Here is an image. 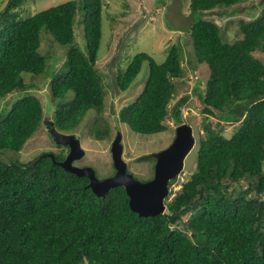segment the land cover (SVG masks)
Here are the masks:
<instances>
[{"label":"trees","instance_id":"obj_1","mask_svg":"<svg viewBox=\"0 0 264 264\" xmlns=\"http://www.w3.org/2000/svg\"><path fill=\"white\" fill-rule=\"evenodd\" d=\"M238 1L189 0L186 31L192 57L184 60L174 43L160 63L136 53L116 69L118 80L110 86L116 93L126 91L146 64L143 88L119 109L118 123L136 134H158L169 123L182 124L188 95L173 99L176 84L187 73L185 61L192 70L207 71L191 89L203 113L217 112L233 124L229 137L220 122L202 125L195 169L172 197L179 176L168 181L165 210L138 216L129 208L123 186L96 196L87 177L61 166L69 153L66 143L53 142L58 151H43L27 161L3 154L0 264H264V63L253 56L264 52V1L253 21H240L239 40H225L213 18L237 11L230 7ZM31 3L0 0V100H7L0 105V153H19L42 123V105L28 94L36 86L25 84L23 74L50 78V101L56 107L52 122L63 133L76 131L87 112L100 113L104 105L102 75L110 71L109 63L102 70L98 65L104 11L117 19L109 14L108 1L70 0L33 14L26 6ZM80 9L84 49L74 44ZM112 26L108 30L114 32ZM43 28L68 48L65 69L53 75L45 73L47 62L38 52ZM69 94L72 98L63 102ZM92 126L96 139L108 137L107 124L96 120ZM145 160L155 157L137 158Z\"/></svg>","mask_w":264,"mask_h":264},{"label":"rangeland","instance_id":"obj_2","mask_svg":"<svg viewBox=\"0 0 264 264\" xmlns=\"http://www.w3.org/2000/svg\"><path fill=\"white\" fill-rule=\"evenodd\" d=\"M29 1L32 3L26 4V6L28 9H32L29 13L33 14V11L37 12L70 0ZM105 1L109 3V14L116 16L117 19L108 17L104 11L102 17V48L98 65L102 70L109 63L110 71H106L102 75L106 87L103 88L104 105L101 112H87L76 131L73 133H63L52 122L56 107L50 101L51 95L48 83L50 78L46 77L45 74L35 77L30 74H23L22 77L24 78L25 84L36 86V88L29 89L28 94H32L38 98L42 105L44 116L40 128L25 143L19 153L6 152L0 153V155L7 154L8 157H6L8 160H31L40 152L47 150L58 151L59 147L55 146L53 142H60L66 138V141L69 142L68 156L73 158L71 161L72 166L79 168L83 166L91 167L94 169L96 177L100 179L111 177L114 173L111 149L114 147L118 152V158L125 164L126 170L132 173L136 179L149 180L152 178L154 160L139 162L137 158L145 154L158 153L167 148L174 138L176 127L173 123H169L165 131L146 136L133 133L127 125L118 123L117 114L119 109L127 103L132 102L143 88L148 73L146 64L142 65L140 74L126 91L116 93L110 86L115 85L118 80L116 69L124 67L136 53L145 52L152 56L157 63H160L166 55L168 46L174 43L181 48L184 60L188 56L192 57L191 39L186 31L191 22L190 13H188L190 11L189 0ZM263 1L240 0L230 7V11L232 9L237 10L230 16L221 17L220 15L213 17L219 25L220 35L225 36V39L228 37L233 41L240 39L241 34L238 31V22L240 20H254L259 10L263 7ZM145 10L146 13L144 14ZM216 11L215 9L214 12ZM137 13H140L141 16H137ZM82 14V9L77 11L74 24V44L84 49L85 41L81 23ZM109 24H112V27L115 26L114 32L113 30H108L110 28ZM178 29H183L180 35ZM120 36H125L126 39L121 42L118 40ZM166 38L167 41H165ZM116 45L119 48L117 52L115 50ZM38 52L47 62L45 71L47 75H53L52 72L65 69L68 48L58 45L45 28L40 32V48ZM253 56L264 63V52H253ZM111 57H114L112 61L110 60ZM182 65L187 70V73L176 84L173 101L178 99L183 100L188 95L183 101L182 111L184 117L182 119L184 123L191 126L196 144L198 134H203L201 130L204 123L217 124L216 122H220L218 125L223 128V135L229 137L233 129V124L220 119L217 112L211 116H207L203 113L200 103L196 101V96L191 93L194 80L197 77V80L203 79L207 75V71L203 67H196L192 70L185 61ZM203 86L199 85L201 92H203ZM71 98L72 94H69L63 99V102L67 103ZM5 101L7 100H0V105ZM7 112L8 110H6L5 114ZM96 120L103 125L107 124L109 127L108 137L103 140L96 139L90 132L95 127L92 125ZM59 137H63V139H59ZM196 148L197 145L191 148L185 157L183 171L179 174L178 181L172 185L171 196L179 188V183L186 180L195 169Z\"/></svg>","mask_w":264,"mask_h":264},{"label":"water","instance_id":"obj_3","mask_svg":"<svg viewBox=\"0 0 264 264\" xmlns=\"http://www.w3.org/2000/svg\"><path fill=\"white\" fill-rule=\"evenodd\" d=\"M63 139V137H59ZM64 138L57 143L67 144ZM195 139L192 128L188 124H181L175 128V135L171 144L154 154L155 165L153 178L145 183L135 179L126 171L125 164L118 158L116 148L111 149L114 174L105 179H98L91 167H75L71 165L72 157L68 156L61 163L67 171L78 176H85L89 180L92 192L103 197L108 189L123 186L128 196L129 208L138 216L148 217L162 213L165 210L164 200L167 195V183L174 178L183 168V161L191 148L194 147Z\"/></svg>","mask_w":264,"mask_h":264},{"label":"clouds","instance_id":"obj_4","mask_svg":"<svg viewBox=\"0 0 264 264\" xmlns=\"http://www.w3.org/2000/svg\"><path fill=\"white\" fill-rule=\"evenodd\" d=\"M145 14V13H144ZM232 13H230L229 15H221V17L222 16H226V17H228V16H230ZM240 21H244V20H240ZM240 21L238 22V31H239V33L241 34V38L243 37V33H241L240 32V25H241V23H240ZM251 21H253V20H251ZM244 22H250V21H244ZM217 24V23H216ZM218 25V24H217ZM218 27H219V25H218ZM240 38V39H241ZM225 40H230L228 37H226V39ZM239 40V39H238ZM231 41V40H230ZM184 117V115H183V111H182V118ZM182 124H186V123H184L183 122V119H182ZM181 125V124H180ZM179 126V125H178ZM175 127H177V126H175ZM191 127V126H190ZM127 129V128H126ZM194 139H195V137H194ZM195 144H196V141H195V143H194V147H195ZM154 154H156V153H154ZM153 154V155H154ZM154 165H155V161H154V164H153V174H154ZM82 168V167H81ZM183 168H184V161H183ZM182 168V169H183ZM181 169V171L179 172V174L183 171ZM127 171V170H126ZM128 172V171H127ZM128 173H130V172H128ZM114 174V173H113ZM130 174H132V173H130ZM179 174H177L176 176H179ZM133 175V174H132ZM133 177H134V175H133ZM98 178V177H97ZM135 179H136V177H134ZM152 178H153V176H152ZM98 179H100V178H98ZM179 186V185H178ZM171 188H172V186H171ZM179 189V188H178ZM174 194V193H173ZM173 196V195H172ZM172 196H170V197H172ZM84 264H87V263H84Z\"/></svg>","mask_w":264,"mask_h":264}]
</instances>
